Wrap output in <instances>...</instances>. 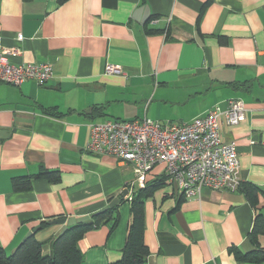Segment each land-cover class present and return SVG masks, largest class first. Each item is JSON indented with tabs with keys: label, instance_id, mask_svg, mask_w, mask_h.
Returning a JSON list of instances; mask_svg holds the SVG:
<instances>
[{
	"label": "crops",
	"instance_id": "0c3cea01",
	"mask_svg": "<svg viewBox=\"0 0 264 264\" xmlns=\"http://www.w3.org/2000/svg\"><path fill=\"white\" fill-rule=\"evenodd\" d=\"M145 5L149 13L135 18ZM5 46L20 51L12 63H44L53 73L43 85L0 83L1 247L10 252L40 225L33 235L50 254L63 228L52 221L91 215L122 190L130 197L164 176L144 201L146 264H264L231 252L264 249V233L250 237L264 217V0H0ZM109 63L124 74H107ZM231 98L243 102L244 116L221 122L220 137L236 143L253 204L239 189L203 187L184 198L162 164L139 184L130 164L87 149L91 123H188ZM21 179L29 186L15 190ZM130 201L117 204L115 227L79 239L81 264L119 260Z\"/></svg>",
	"mask_w": 264,
	"mask_h": 264
},
{
	"label": "built area",
	"instance_id": "2783aa9c",
	"mask_svg": "<svg viewBox=\"0 0 264 264\" xmlns=\"http://www.w3.org/2000/svg\"><path fill=\"white\" fill-rule=\"evenodd\" d=\"M19 53L15 47H0V83L34 80L43 85L51 78L48 64L12 63L10 57ZM105 72L124 74L121 66L110 63ZM244 110L241 100L231 98L225 109L215 106L188 123L160 124L147 117L94 122L89 125L87 149L130 164L139 184L153 166L163 164L184 198L200 197L203 187L233 191L241 182L236 143L221 140L220 124H238Z\"/></svg>",
	"mask_w": 264,
	"mask_h": 264
},
{
	"label": "trees",
	"instance_id": "16d2710c",
	"mask_svg": "<svg viewBox=\"0 0 264 264\" xmlns=\"http://www.w3.org/2000/svg\"><path fill=\"white\" fill-rule=\"evenodd\" d=\"M51 171H40L41 177L51 175ZM26 179V178H24ZM21 179L19 183L13 182L16 189H27L29 181ZM164 176L150 182L144 189H138L133 193L131 199V222L124 247L121 251L119 260L110 264H146L149 250L144 242V201L148 199L154 190L161 186ZM250 188L242 189L240 184L238 189L246 194L249 201L255 199V194H250ZM253 204V203H252ZM117 205L104 210L102 213L90 217L86 222L69 226L63 233H59L52 241V251L45 254L42 251L43 242L36 240L34 235L21 240L15 247L13 253L7 252L0 246V264H81L83 255L79 249L78 241L88 230L98 228L101 225L113 226L117 219ZM48 223H41L46 226ZM257 233H264V217L257 216L250 237L255 239ZM235 258L239 261L261 262L264 261V249L256 248L247 253L241 252L239 249L231 248Z\"/></svg>",
	"mask_w": 264,
	"mask_h": 264
},
{
	"label": "water",
	"instance_id": "95a60500",
	"mask_svg": "<svg viewBox=\"0 0 264 264\" xmlns=\"http://www.w3.org/2000/svg\"><path fill=\"white\" fill-rule=\"evenodd\" d=\"M139 11L141 12V11H143V13H146V15H147V12L149 13V8L145 5L144 7H141L136 13H135V18H137V14L139 13ZM127 193V189L126 190H124L123 192H122V194H120L121 196L122 195H124V194H126ZM118 200H119V198L118 197H115L114 199H112V201L108 204V205H106L104 208H103V210H107V209H109L110 207H112V206H114L115 204H117L118 203ZM102 211V210H101ZM101 211H98V212H95V213H93V214H91V215H84V216H80V217H70V218H65V217H63V218H59V219H56V220H54V221H52V223H55V224H63V228H62V230H61V232L60 233H63L69 226H71V225H74V224H79V223H83V222H86V221H88L89 219H90V217H93L95 214H98L99 212H101ZM41 228V226L39 225V226H36V227H34L32 230H30L26 235H25V237L22 239V240H24L25 238H27V237H30V236H32L37 230H39ZM15 251V249H13L11 252L13 253Z\"/></svg>",
	"mask_w": 264,
	"mask_h": 264
},
{
	"label": "rangeland",
	"instance_id": "374dc122",
	"mask_svg": "<svg viewBox=\"0 0 264 264\" xmlns=\"http://www.w3.org/2000/svg\"><path fill=\"white\" fill-rule=\"evenodd\" d=\"M6 84H9V83H6ZM10 85H12V84H10ZM119 120H120V119H119ZM111 157H112V156H111ZM114 158H115V157H114ZM117 160H118V159H117ZM118 161H120V160H118ZM162 165H163V164H162ZM149 171H150V170H149ZM147 173H148V172H147ZM163 173H164V175L168 178V176H167V174L165 173V171H163ZM168 179H169V178H168ZM170 182H171V181H170ZM237 189H238V188H236V189H234V190H237ZM124 190H126V189H124ZM124 190H122L120 194H122V192H123ZM234 190H233V191H234ZM120 194L117 196V197L119 198L118 203H119L120 201H122L124 198L131 200L132 197H133V196H130V197H129V191H128V190H127V193H126V194H124V195H122V196H121ZM181 196H182V195H181ZM182 197H183V196H182ZM114 198H115V197H114ZM114 198H113V199H114ZM111 201H112V199L107 203V205H108ZM118 203H117V204H118ZM117 204H115V205H117ZM103 208H104V207H103ZM103 208L100 209V211H101V210H102V211L99 212L98 214H100V213H102V212L104 211ZM92 214H93V213H92ZM95 215H97V214H95ZM131 219H132V216H131ZM117 222H118V219H117L116 223H115L113 226H110V228L115 227L116 224H117ZM130 222H131V221H130ZM129 224H130V223H129ZM128 231H129V226H128ZM128 231H127V234H128ZM126 239H127V235H126ZM125 242H126V240H125ZM14 249H15V248H14ZM12 250H13V249H12ZM12 250H11V251H12ZM11 251H10V252H11ZM11 253H12V252H11Z\"/></svg>",
	"mask_w": 264,
	"mask_h": 264
}]
</instances>
